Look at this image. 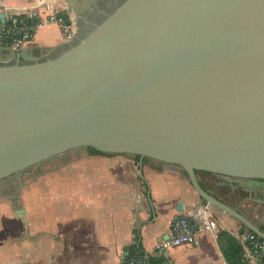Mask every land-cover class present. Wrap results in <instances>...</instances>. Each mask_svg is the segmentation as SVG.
Here are the masks:
<instances>
[{
    "label": "water",
    "instance_id": "95a60500",
    "mask_svg": "<svg viewBox=\"0 0 264 264\" xmlns=\"http://www.w3.org/2000/svg\"><path fill=\"white\" fill-rule=\"evenodd\" d=\"M65 1L72 40L41 56L0 46V198L26 221L35 170L70 151L139 156L180 167L203 203L264 240L198 176L264 189V0H124L87 33L98 0Z\"/></svg>",
    "mask_w": 264,
    "mask_h": 264
},
{
    "label": "crops",
    "instance_id": "0c3cea01",
    "mask_svg": "<svg viewBox=\"0 0 264 264\" xmlns=\"http://www.w3.org/2000/svg\"><path fill=\"white\" fill-rule=\"evenodd\" d=\"M44 3L66 13L65 0H0V16L31 9L47 15ZM62 27L43 25L26 48L41 56L63 45ZM121 157L92 153L30 179L19 201L26 221L10 200L0 198V264H124L123 252L135 238L153 251L169 236L176 214L204 204L180 167L150 162L130 170ZM198 176L206 190L231 201L219 186L226 178ZM255 212L253 218L259 215ZM216 215L219 234L227 231L237 239L244 234L240 221L217 209ZM219 234L200 233L195 244L170 249L163 264H228Z\"/></svg>",
    "mask_w": 264,
    "mask_h": 264
},
{
    "label": "built area",
    "instance_id": "2783aa9c",
    "mask_svg": "<svg viewBox=\"0 0 264 264\" xmlns=\"http://www.w3.org/2000/svg\"><path fill=\"white\" fill-rule=\"evenodd\" d=\"M43 6L47 15L39 9L6 17L3 23L0 18V46L21 49L34 41L40 27L47 23L63 24L62 31L66 41L73 39L76 33L75 16L66 9L71 18L69 25L65 24L60 12L50 3ZM169 238L162 240L153 251H146L138 238H135L128 254L123 252L124 264H158L156 261L163 258L167 252L175 247L192 245L196 243V236L200 233H211L216 237L219 234L216 208L209 203L202 204L197 209L179 212L171 220ZM238 241L244 248V260L251 264H264V240L253 232L241 234Z\"/></svg>",
    "mask_w": 264,
    "mask_h": 264
},
{
    "label": "flooded vegetation",
    "instance_id": "af4514ba",
    "mask_svg": "<svg viewBox=\"0 0 264 264\" xmlns=\"http://www.w3.org/2000/svg\"><path fill=\"white\" fill-rule=\"evenodd\" d=\"M124 0H98L96 4L91 6V9H88L85 13V17L87 22L84 20H80L81 24L83 25V32H89L95 24L100 23L109 13H111L117 5L121 4ZM92 149L83 150L87 153H91ZM78 153L82 151H70L65 153L60 159H55L54 161L50 162L47 167L35 170V174L39 176L41 171H51L58 168L60 165L69 162V153ZM206 173V172H205ZM208 176L210 175L207 173ZM27 179L29 176L26 177ZM223 190V194H225L228 198H231V201L228 202L234 205L238 210L246 214L252 221L257 222L264 228V189L261 192H258L256 195H249L243 192L242 187H238L229 181L219 185ZM235 187H237L235 189ZM10 189L15 190V187L10 184ZM5 193H9V190H4ZM2 194V193H1ZM0 194V195H1ZM247 207H251V209H247ZM255 211L259 212L257 218H253V214ZM255 212V213H257Z\"/></svg>",
    "mask_w": 264,
    "mask_h": 264
},
{
    "label": "trees",
    "instance_id": "16d2710c",
    "mask_svg": "<svg viewBox=\"0 0 264 264\" xmlns=\"http://www.w3.org/2000/svg\"><path fill=\"white\" fill-rule=\"evenodd\" d=\"M91 151L97 154L111 155L103 154L93 149ZM219 241L221 243L222 253L228 264H251L244 260V248L235 236H233L227 231H221L219 234ZM156 262L158 264H163L165 260L161 258L158 259Z\"/></svg>",
    "mask_w": 264,
    "mask_h": 264
},
{
    "label": "rangeland",
    "instance_id": "374dc122",
    "mask_svg": "<svg viewBox=\"0 0 264 264\" xmlns=\"http://www.w3.org/2000/svg\"><path fill=\"white\" fill-rule=\"evenodd\" d=\"M93 152H91V153H87V152H85V151H82V152H78V153H75V152H72V153H69V162L68 163H70V162H72V161H74V160H78V159H81V158H83L84 156H89V155H91ZM93 154H96V153H93ZM111 155H113V154H111ZM121 158H124V160H126V161H128V162H126L127 163V165H128V167H129V169L130 170H132V167H134V166H138V168H140V166H141V159L138 157V156H132V155H122V157ZM150 162H156V161H154V160H151V159H147V158H145V159H143V164H142V166H144L145 164H147V165H150L151 163ZM62 165H60L58 168H60ZM98 166V169H102V168H104V165H97ZM58 168H56V169H54V170H57ZM59 170V169H58ZM133 170H134V168H133ZM51 171H53V170H51ZM201 174H203L204 176L206 175V176H208V174L207 173H203V172H200ZM185 175H186V173H185ZM30 181V179H27V182H29ZM6 200V199H5Z\"/></svg>",
    "mask_w": 264,
    "mask_h": 264
}]
</instances>
